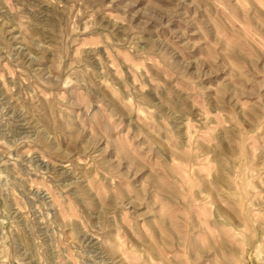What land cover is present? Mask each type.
<instances>
[{
  "label": "rangeland",
  "instance_id": "374dc122",
  "mask_svg": "<svg viewBox=\"0 0 264 264\" xmlns=\"http://www.w3.org/2000/svg\"><path fill=\"white\" fill-rule=\"evenodd\" d=\"M0 264H264V0H0Z\"/></svg>",
  "mask_w": 264,
  "mask_h": 264
}]
</instances>
